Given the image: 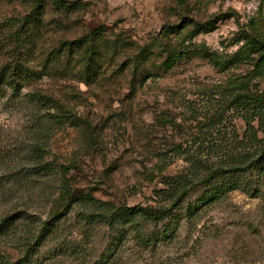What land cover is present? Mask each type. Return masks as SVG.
I'll return each mask as SVG.
<instances>
[{
  "label": "rangeland",
  "instance_id": "1",
  "mask_svg": "<svg viewBox=\"0 0 264 264\" xmlns=\"http://www.w3.org/2000/svg\"><path fill=\"white\" fill-rule=\"evenodd\" d=\"M262 96L264 0H0V264H264Z\"/></svg>",
  "mask_w": 264,
  "mask_h": 264
},
{
  "label": "trees",
  "instance_id": "2",
  "mask_svg": "<svg viewBox=\"0 0 264 264\" xmlns=\"http://www.w3.org/2000/svg\"><path fill=\"white\" fill-rule=\"evenodd\" d=\"M81 3V2H79ZM208 21L202 22L203 25H206ZM180 25H173L171 28H179ZM176 58V52H172L169 59H167L166 63L168 64L170 61L172 62ZM262 98V99H261ZM258 100L264 104V96L258 97ZM264 111V109H263ZM185 152H190L187 148L184 149ZM264 154V153H263ZM189 160L192 162V165L188 168L186 173L181 172L174 176H168L164 179V184L166 185L165 188H161L156 190V194L161 197L162 200H165V204H159L157 206L148 205L147 207H143L140 205H135L132 207H125V210L119 209L116 213L112 215L109 219L110 222H116L121 219L122 216L128 217H136L139 214L146 215L153 219H159L160 217L168 216L172 213L173 208H177L176 212L173 213V216L180 215V204L182 203L183 199L189 194L192 187L199 184L202 181H206L209 185L213 184V166H208L204 164L202 161L194 159V157H188ZM264 159V158H263ZM264 163V160L260 161ZM46 168L45 164L43 163L42 169ZM62 169H69V166L62 164ZM207 170L208 173L203 177L195 180V177L199 171ZM46 170V169H45ZM228 184H221L214 187V190H210L197 201L196 205H201L205 202H209L211 200H215L220 197L225 191H227ZM157 203V202H156ZM172 204V206H171ZM196 206H189L186 209L187 215L191 216L195 212ZM182 213V212H181ZM130 220V219H129ZM1 228V224H0ZM0 262L4 263L2 257H0Z\"/></svg>",
  "mask_w": 264,
  "mask_h": 264
}]
</instances>
